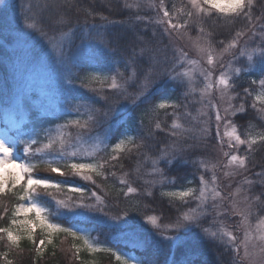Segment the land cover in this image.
Listing matches in <instances>:
<instances>
[{
	"label": "snow or ice",
	"instance_id": "obj_1",
	"mask_svg": "<svg viewBox=\"0 0 264 264\" xmlns=\"http://www.w3.org/2000/svg\"><path fill=\"white\" fill-rule=\"evenodd\" d=\"M4 0H0L3 3ZM149 9H156L155 0H137L134 5L126 4V7H135L139 9L141 6ZM255 0H186V3H181L177 6L172 4L171 9L165 5V0H159L157 16L155 18L137 16V20H147L148 23H154L162 26L165 34L175 36L177 40H187L190 47L195 51L196 55L203 59L209 66V69H204L201 66L200 59L189 57L188 53L183 49H177L180 59L178 63L187 64L189 67L171 76V79H179L183 83L187 80L189 95L197 91L195 87L194 73L199 69V75L203 77L204 86L199 89L201 99L208 97V104L203 107H210L215 111V121L217 130L220 123L223 121L226 125L231 126L229 142L227 144L228 151H224L223 140L220 141V149L224 157H227V162L224 167L228 168L233 165L240 170L247 168L249 154L254 150L253 146L258 143H264V132L257 135H251L246 132L243 137L238 132L237 125L233 123L230 116H235L237 113L245 111L244 104L234 106L231 102L236 99V96L231 94L235 87V78L241 73L251 72L253 69L260 74V79L252 80V84H258L260 91L255 99L264 102V35H262V44L256 48L239 47V42L247 32L251 31L255 34V21H259L262 17H254L253 9ZM216 12L222 17L228 18L227 23L233 24L240 20L245 27L235 31L233 39L225 44L224 41L219 43L224 45L219 51L213 44L211 39L212 33L204 28L206 18H210L212 13ZM162 13V15H161ZM25 24L27 29H31L39 33L42 37H47L49 44L57 55L63 60L66 53L63 47L64 37L71 35V32H61L57 36L49 37L44 30V26L37 14L28 17ZM59 24L67 23V18L62 14L60 19L56 21ZM264 28V24L260 25ZM193 29H198V34L192 37L190 32ZM237 50L240 56L246 57L245 67H236L229 61L224 71H221L215 77L213 83V72L210 70L215 67V61L218 58L222 59L225 54L236 55ZM141 55L145 49L140 50ZM243 63V62H242ZM83 71V69H79ZM71 73V68H69ZM154 68L149 66L142 73H138L136 68H133L131 74L125 77L123 72L119 70L113 75H101L100 73H89L87 77H78L69 74L68 82L75 83L77 79L81 81V87L94 93H102L103 87L113 90L117 96L122 97L127 102L135 107L148 102L149 88L154 81ZM84 79L88 83H84ZM139 79L137 91L129 92V86ZM93 84H99L100 88L91 87ZM215 90L219 93V98L225 101L226 106L223 107V115L220 107L211 99V92ZM244 92L251 95L246 88ZM100 99L108 102V97L100 95ZM180 107L177 103H169L161 101L152 105L150 111L157 114L159 110L173 109V120L167 129L169 135L177 138L183 137L185 134L193 131L179 123V115L176 109ZM255 108V104L252 105ZM77 113L75 119L66 120L63 124H57L55 129H42L28 135L24 134L16 136L5 135L0 138V202L4 198L11 196L20 203L12 205V214L9 225L0 227V242L7 241V251L0 252V264H13L8 259L10 252L13 249H19L21 241L27 240L35 246L37 257L42 256L46 243H53V238L59 234H65V237H71L74 241L72 249L75 250L76 259H80L79 253L83 250L88 254L105 253L114 257L118 264H140V262L130 253L121 252L107 244L101 243L96 237L91 235V232L80 226L81 221L89 220L91 217L88 213L98 212L107 216L110 220L123 222L122 226L128 225V209L116 215H109L107 209L110 208L108 202L109 190L105 187V182L110 177L118 180L121 187L116 190L117 197L123 196L125 199L133 196L153 195V188L159 184L172 183L168 181L164 175L163 169L159 167L162 159L169 156L167 148L161 149L160 155L146 159L151 160L152 168L148 175L154 177L151 180H144L142 190L127 178V172L118 174L116 169H122L123 157L130 155L133 151L143 147L142 143L137 142V137L128 133H122L116 138L113 143L111 126L101 134L91 135L94 127L100 126L101 119H107L109 114L115 110V104H110L109 107L101 112L100 109L94 106V102L84 101L77 103L72 109ZM264 112V110H261ZM202 115H206L201 111ZM195 119V117L193 118ZM264 119V115L261 116ZM201 127L198 130L197 139L206 140L211 135L209 122L207 120L200 121ZM153 127L158 131H165L159 119L154 120ZM254 125H249L253 128ZM75 128L77 130L75 139L73 140L71 133L67 129ZM219 135V132L217 133ZM43 135V139L41 136ZM246 146L247 154H235L240 150V146ZM23 155H20V153ZM168 164L172 163L168 159ZM219 162H210L202 158L199 161V167L203 171L199 175V188L185 187L182 190L162 191L161 197L168 198L169 202L178 201L180 204H189L192 201L196 202L195 207H189L187 210L180 212L176 219L168 224H160L159 217L156 215H148L145 217L147 224H150L153 229L157 230L161 241L169 245H177L181 242V231L191 228L192 226L200 227V221L207 214V205L209 201H223L221 191L218 190V181L215 170L218 168ZM43 168L47 175L41 174L37 169ZM139 171V168L136 169ZM211 172L212 175L206 178L205 173ZM225 176L230 175L229 172L224 173ZM264 177V173L259 174ZM78 177L80 180L87 182L95 187V190H86L85 187L72 184V178ZM158 177V179L156 178ZM251 184V181H247ZM264 183V180L261 181ZM191 184V181H188ZM240 191L239 188L236 189ZM68 192L71 195L64 196L63 193ZM261 196L255 195L252 201L259 202ZM245 201H249V197H244ZM54 202V211L49 204ZM213 208H219V204H213ZM8 212L5 207L0 213V219ZM31 214V215H30ZM222 213L217 212V216ZM233 214L241 217L238 228L243 229L242 238L237 237L223 221L219 222V227L215 230L211 228H201L203 236L212 241H220L228 245L235 254L233 264H257L256 257L258 256L259 264H264V217H261L255 225L253 234L252 226L249 222L251 215V201L249 207L245 210H236V205L233 204ZM21 217H23L21 219ZM60 221H66L67 226H64ZM143 228V226H141ZM39 229L41 238L39 242L36 240V230ZM147 231V229H144ZM75 241H80L76 244ZM251 249V250H250ZM242 253V254H241ZM35 264V261H34ZM86 264H95V262H86Z\"/></svg>",
	"mask_w": 264,
	"mask_h": 264
},
{
	"label": "trees",
	"instance_id": "obj_2",
	"mask_svg": "<svg viewBox=\"0 0 264 264\" xmlns=\"http://www.w3.org/2000/svg\"><path fill=\"white\" fill-rule=\"evenodd\" d=\"M26 0H23V3ZM28 1V0H27ZM37 3L32 4L31 15L37 14L44 26V30L48 33L49 37L57 36L61 32H71V35L64 37L63 47L65 50V57L63 58L66 66L71 67V73H76L78 77H87L89 73L99 71H109L108 61L104 55L115 57L120 61L122 72L127 77L131 74L133 68L137 69L138 73H142L149 66L154 69V83L149 88V93L153 94L152 103L161 101H171L180 105L176 109L179 115V123L188 127L198 119V114L193 115L196 109H199L195 104L190 103V97L186 96L188 86L181 80L171 79L178 73V67L168 64V62H159L153 66L152 61L155 58L158 62L157 54L154 56L151 29L152 23L145 20H137V16L152 18L153 14L140 12L134 10L132 7H126V4H132L128 0H56L61 1L56 4L55 0H34ZM45 1V2H44ZM22 0H9L5 5H0V82L5 84L4 88L0 91V125L6 129L11 136L24 134L27 138L36 131L42 129H55L57 124H63L66 120L76 118L73 113H60L54 114L45 110L40 104V96L38 92H32L28 97L24 96L23 104L21 107L13 106L7 99L12 94L11 82L12 80L6 79L9 74V66L7 61H10V54L8 52L9 42V23L8 16L11 12L20 13L24 20L29 17L27 10L24 8ZM41 3V4H39ZM44 3V4H43ZM178 3L176 0H165V5L171 9L172 4ZM27 4V3H26ZM29 6V4H28ZM264 10V0H255L253 9L254 17H262L261 13ZM64 15L67 18V23H56ZM228 18L222 17L220 14L213 11L210 18H206L204 28L206 31L212 33V41L216 47H222L220 41L225 44L233 39L235 31L245 27L240 20L233 24L227 23ZM258 21H255V27ZM107 24V25H106ZM34 35L41 43L48 41L47 37H42L39 33L34 32ZM49 44V42H48ZM145 49L143 55L140 50ZM105 51L111 52L110 54ZM236 67H245L241 63ZM109 68V69H108ZM83 69V71H79ZM120 69V70H121ZM69 71V69H68ZM112 74H114L113 70ZM260 74L253 69L248 73H241L235 78V87L232 93L236 96L234 105L239 106L244 104L245 111L238 113L233 118V123L237 125L238 132L242 135L249 132L251 135H257L264 132V105L257 103L255 97L259 91L258 84H252V80H259ZM87 84L88 82H84ZM139 84V79L133 83L129 89L132 92ZM95 88L99 89V84H93ZM248 89L251 95L244 92ZM6 92H3L5 91ZM5 96V99L1 97ZM86 97L88 101L94 102V106L103 112L110 104H115V110L112 111L107 119H101L100 126L92 129L91 135L96 133H104L111 126L113 136L112 142L122 133H128L136 136L137 142L142 143L137 151H133L130 155H126L122 159L123 168L116 169L119 173L127 172L128 179L133 183V186L141 190L147 185L144 180H151L154 177L148 175L151 171L152 164L147 157L155 158L160 155L161 149L167 148L169 156L162 159L159 167L163 169L164 175L168 181L172 183H165L163 185L157 184L152 190L153 195L147 196H133L125 199L123 196L117 197L116 190L121 187L118 180L110 177L105 182V187L109 190L108 202L110 208L107 209L109 215H116L125 209H128L127 226L120 225L110 228L104 215L94 214L91 220L80 222L82 228H86L91 232L93 237H96L101 243L107 244L121 252L130 253L142 264H233L234 253L231 248L225 243L220 241H212L203 236L200 230L194 232L191 228L182 230L181 242L177 245H169L161 241L160 235L157 230L153 229L150 224H147L145 217L148 215H156L159 217L158 222L162 225L168 224L176 219L182 212L180 203H170L168 198L161 197L162 191L182 190L185 187H199V175L203 171L199 167V161L204 158L212 159L213 139L212 136L208 137L206 146H199L193 144H180L181 138L169 135L167 129L172 123L173 109L160 110L157 114L149 115L150 103L146 102L139 107H135L116 93L109 89L105 84L102 93H94L87 90ZM100 95L108 97V102L100 99ZM189 98V99H188ZM255 104V108L252 105ZM198 111V110H197ZM197 113V112H196ZM200 117V116H199ZM159 119L165 131L155 130L153 127L154 120ZM107 120V121H106ZM109 123V124H107ZM105 124V125H104ZM254 125L249 128V125ZM103 125V126H102ZM184 138V136L182 137ZM43 139V135L41 136ZM179 140V145L177 142ZM199 142V139H198ZM175 146V151L173 150ZM205 147L204 156H200L198 148ZM254 150L249 154L247 177L251 179L250 201L255 216L264 217V196H261L259 202L252 201V197L264 193V177L259 174L264 173V143H258L253 146ZM189 149L191 153L184 152ZM247 154L246 147L239 150L238 155ZM20 155H23L21 152ZM168 159L172 160L168 164ZM208 159V160H209ZM209 160V161H210ZM139 168L137 172L136 169ZM41 174L47 175L43 168L37 169ZM206 178L211 177V173H205ZM158 179V177H156ZM188 181L192 183L189 184ZM72 184L69 186L79 185L85 187L86 190H96L89 183L80 180L78 177L72 178ZM71 195L65 192L59 198ZM20 203L14 197L8 196L0 202V213L3 212L5 207L8 208L6 215L0 219V227H7L9 225L12 205ZM54 202L49 204L54 211ZM64 226H67L66 221H60ZM143 226V228H141ZM147 229V231H144ZM183 231H186L183 233ZM105 236L110 238L103 239ZM65 234H60L56 237L55 243L50 250L37 257L35 253V246L30 242H23L19 249H13L8 259L13 264H86V262H95V264H118L114 257L110 254L97 253L88 254L86 251H81L80 259H76L75 250L68 248L71 254L63 253L61 247V240ZM115 237V238H113ZM41 238V234H36V240ZM66 238V237H65ZM68 245L72 246L74 241L71 237H67ZM116 242V246L112 244ZM78 242L77 244H80ZM7 241L0 242V252L7 251ZM70 257V258H69ZM71 258H73L71 260Z\"/></svg>",
	"mask_w": 264,
	"mask_h": 264
},
{
	"label": "rangeland",
	"instance_id": "obj_3",
	"mask_svg": "<svg viewBox=\"0 0 264 264\" xmlns=\"http://www.w3.org/2000/svg\"><path fill=\"white\" fill-rule=\"evenodd\" d=\"M6 1H9V0H4V2L0 3V5L4 6ZM128 2L132 3L129 5H134L137 2V0H128ZM176 2L178 3L177 6H180L182 2L186 3V0H176ZM22 3H23V0H22ZM34 3H37V2L34 0H28V1L26 0L23 3L24 8H29V10H27L28 12H30L28 14L29 17L32 16L31 7H32V4ZM45 3H49V0H46ZM60 3L61 1H56V3L53 5L60 4ZM155 3L157 5L156 9H149L143 5L139 9L135 7H132V8L140 12L150 13L151 15L153 14L152 18H155L157 16L159 0H155ZM261 16H262V19L257 22V25L254 29L255 34L249 31L246 33L244 37L240 39V42H239L240 48H244L245 46L249 48H256L258 46H261L262 35H264V28H262L260 25L264 24V10L261 13ZM8 20H9L8 29H9V39H10L8 42V45H9L8 52L10 54V61H7V64L9 66V74L11 76L9 77L8 75L6 79L12 80L10 81L12 94L9 98H7V99H10L9 103L12 104L13 106L21 107L23 104L24 96L28 97L32 92L36 91L38 92L40 96L39 104L48 112L54 113V114L73 113V114H76L77 116V113L72 111L71 109L77 103H83L84 101H88V99L86 97L87 90L86 88L81 87V81L79 79H77L75 83L68 82L69 74L77 76L76 73H69L68 69L71 67L69 65L66 66L64 64L66 63V61L62 60L57 55V52L53 50L50 44H48V41H46L45 43H41L38 40V38L35 37L34 31L31 29H27L25 27L26 23L20 16V13L11 12L8 16ZM26 22H29L28 19L26 20ZM152 26H153V29H151V32H150L152 35V43L154 46L152 51H154V56L157 54V57H158V62L155 58H153V61H152L153 66L156 63L158 66L159 62L161 61L165 63L168 62L170 67L171 65L174 66V68L178 67L177 72H182L186 70L189 67V65H187L186 63L185 64L178 63L180 56H179V52L177 51V49L179 48L187 52L189 57L200 59L201 66L204 69H209V66L206 64V62L200 57H198L195 51L191 49L190 43L186 39L177 40L175 36H169L165 34L162 26L156 25L154 23H152ZM190 34L192 37H195L198 34V29L191 30ZM222 47H216V48L219 51V49H221ZM233 51L236 52L235 56L231 54H225L222 59L217 57L215 61V67L210 69L213 72V83L215 82V77L218 76L221 71L225 70L229 61H231L234 66H237L240 63L246 66V57L240 56L237 50H233ZM105 52L108 54L111 53L109 51H105ZM104 58L108 61L109 68L110 70L114 71V74L116 73L117 70L122 72L120 61H118L115 57L104 55ZM155 68L156 67H154V69ZM110 70L109 71H106V70L99 71V72H94V73H100L101 75H113L112 71L110 72ZM194 75H195V87L198 90L190 93L187 96L190 97V99L188 98L190 103L193 102V104L199 107V109H196L195 113H192V114L193 115L198 114L200 117L197 116L198 119L195 118L193 123L187 127V128L193 129V131L185 134L184 138L181 137L180 144L183 140H186L184 141L183 144L189 145V143H187V141H189L191 142L190 146H193V144H197L199 146H203V145L206 146L207 144L205 142H207L208 138L205 140V142L203 139H199V142H198L197 135H198L199 128L202 126L200 121L207 120L209 122L210 130H211L210 136H212V139H213L212 146L214 150L212 152V159L210 160L209 158H207V160L209 159L210 162H219V166L215 170V172H216L217 181L219 185L218 190L221 191V195L222 197H225V199L223 201H220L219 199L217 201L210 200L207 205V214L200 221V227L192 226L191 229L194 230V232H196L198 228H199L198 231L200 230V232H201V228H211L215 230L216 228L219 227V222L223 221L224 225L227 228H229L231 231H233V233L237 235V237L242 238L243 229L238 228V225L240 224V221H241V217L233 214V204L236 205L237 211L245 210L249 207L251 184L246 182V180L251 181L250 177L249 178L247 177L249 170H248V167L244 170H240L236 168L235 165L228 167V168L224 167V165L227 162V157L223 156V153L220 149V141L223 140L224 151H228L227 144L229 142L231 126L226 125L223 121H221L219 130H217L216 121H215V111L211 109L210 107H203V105L208 104V97L205 96L203 98V101L201 99V94H200L199 89L203 88L204 80H203V77L199 75V69H197ZM125 77L127 76L125 75ZM175 80H179V79H175ZM85 81L88 82L87 79H84V82ZM184 82L187 84L186 79L184 80ZM131 85L129 86V89ZM4 86L5 84L2 85V83L0 82V91L1 89L4 88ZM93 86L94 85H91V87ZM135 91H137V87L132 92H135ZM3 92H6V90ZM231 94L233 95L232 91H231ZM1 97L5 99V96L2 94H1ZM152 98H153V94L150 93L149 98H148V102L150 103V107L148 109L149 115L153 114L150 111L152 105L154 104L152 103ZM211 99L217 104L218 107H220L221 114L223 115V107L226 106V103L225 101H222L219 98V93L215 90V88H213L211 92ZM166 101L171 103V101H168V100ZM231 103L234 105V100ZM257 103L260 105H264V102H261V101H257ZM130 104L131 103H129V105ZM201 111L205 112L206 115H202ZM235 116H230L229 119L233 121V118ZM67 132L71 133L72 138L74 140L77 130L75 128H69L67 129ZM218 132H219V135L217 134ZM96 134H101V133L98 132ZM5 135H8L11 137V134L0 126V138H2ZM177 142L179 145L178 139H177ZM243 147H246V146L242 145L240 146V149H242ZM175 148L176 147L173 146L174 151H175ZM184 152L191 153L189 149H185ZM198 152L200 156L206 155L205 147H202V148L199 147ZM238 152L239 151H237L235 154L238 155ZM225 172H229L230 175L225 176L224 175ZM91 186L94 187L93 185ZM237 188L240 189L239 192L236 191ZM246 195L249 197V201L244 200V197ZM176 202L179 203L178 201ZM214 203L219 204L220 207L213 208L212 205ZM180 205H181L182 211H185L189 207H195L196 202L192 201L189 204H180ZM252 208L253 207L251 206V215L249 217V222H250V225L252 226L253 234L255 235L256 234L255 225L257 224L260 218L255 216ZM217 212H220L222 214L217 216ZM94 214H100V213L91 212V213H88V216L91 217ZM22 218L23 217H21V219ZM103 221H106L110 228H113V226L120 225V223L118 224L117 222L110 220L107 216H105V219H103ZM185 232L186 231H183V233ZM36 234L40 235L39 229L36 230ZM56 237L57 236L53 238V243L51 244L46 243L44 246H42L44 248L43 254L47 253L50 250V248L53 247ZM106 238H110V236H105L103 239H106ZM67 240L68 238H65V237L61 240V247L63 249V253H66L64 257H66L68 254H71V251L67 250L68 248H71V246L68 245ZM23 242H28V241L27 240L21 241V243ZM78 242L80 241H75L76 244ZM112 244L114 246L117 245L115 241H112ZM132 256L134 257V255ZM72 259L73 258H71V260ZM256 259H257V264H259L260 258L257 256ZM243 264H246V262H243Z\"/></svg>",
	"mask_w": 264,
	"mask_h": 264
}]
</instances>
